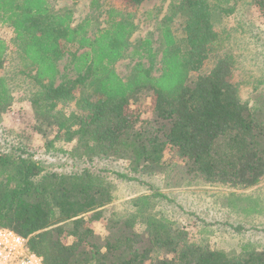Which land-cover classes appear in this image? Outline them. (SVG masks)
I'll return each instance as SVG.
<instances>
[{"label": "trees", "instance_id": "trees-1", "mask_svg": "<svg viewBox=\"0 0 264 264\" xmlns=\"http://www.w3.org/2000/svg\"><path fill=\"white\" fill-rule=\"evenodd\" d=\"M99 1L90 2L95 14L74 24L70 9L53 11L47 0H0V24L12 29L11 41L38 85L17 112L19 122L29 121V132L18 136L57 116L55 138L74 139L88 157L123 160L132 171L154 174L169 153L198 181L256 185L264 177V115L239 98L232 49L215 29L216 18L232 13L231 0H170L155 24L157 39L135 45L122 10ZM122 1L136 7L145 0ZM248 4L264 25V0ZM6 47L0 39L3 113L13 100L11 76L3 72ZM124 57L138 58L126 77L113 68ZM64 58L76 77L56 84ZM68 102L74 108L66 115L58 107ZM27 155L0 146V226L24 236L43 264H264V251L229 256L189 243L168 220L108 215L114 195L105 176L42 173Z\"/></svg>", "mask_w": 264, "mask_h": 264}, {"label": "rangeland", "instance_id": "rangeland-1", "mask_svg": "<svg viewBox=\"0 0 264 264\" xmlns=\"http://www.w3.org/2000/svg\"><path fill=\"white\" fill-rule=\"evenodd\" d=\"M47 1L53 11L70 9L74 24L95 14L90 5L91 0ZM209 1L214 3V0ZM99 2L103 7L109 5L122 10V18H128L133 25L128 40L135 45L148 36L157 39L155 24L164 15L170 0H145L136 7L125 5L122 0ZM230 2L233 5L228 7L232 8V13L221 19L216 18L215 29L223 30L221 44L232 49L230 53L235 65L232 80L239 98L252 109L260 107L264 115V104H261L264 98V25L250 9L248 0ZM12 35L8 25L0 24V39L7 45L8 59L3 72L11 76L10 83L13 85L10 111L0 112L2 149L28 154L38 161L42 173L67 174L90 170L105 176L112 185L114 195L109 205L111 209L107 207L108 215L113 212L118 217L139 215L136 222H147L148 219L174 222L186 232L189 243L229 256H244L253 250L264 251V177L250 188H231L189 177L181 159L169 153L165 157V168L154 174H147L141 169L132 171L126 161L119 159L93 154L89 155L90 159L88 154L82 153L83 147H78L74 139L64 141V138H55L57 121L61 119L57 116L49 117L43 123L35 121L37 128L32 125L34 132L31 130L32 133L25 134L21 139L18 136L20 133L29 132L26 128L29 121L26 117V122H19L17 112L27 97L38 89V85L33 84L28 76L31 68L23 62L22 52L11 41ZM143 60L147 62V59ZM137 61L138 58L124 57L113 68L119 75L126 77ZM155 63L153 75H158L159 58ZM58 69L60 73L56 84L63 78L76 77L66 58L59 62ZM60 108L69 115V111L74 108L73 102L60 105ZM52 112L55 114V110Z\"/></svg>", "mask_w": 264, "mask_h": 264}, {"label": "built area", "instance_id": "built-area-1", "mask_svg": "<svg viewBox=\"0 0 264 264\" xmlns=\"http://www.w3.org/2000/svg\"><path fill=\"white\" fill-rule=\"evenodd\" d=\"M43 257L30 250L27 239L0 226V264H43Z\"/></svg>", "mask_w": 264, "mask_h": 264}]
</instances>
